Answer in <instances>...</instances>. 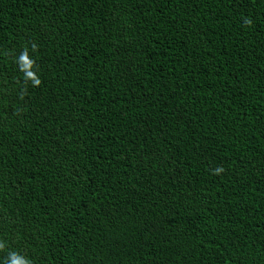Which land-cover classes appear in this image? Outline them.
<instances>
[{
	"label": "trees",
	"instance_id": "1",
	"mask_svg": "<svg viewBox=\"0 0 264 264\" xmlns=\"http://www.w3.org/2000/svg\"><path fill=\"white\" fill-rule=\"evenodd\" d=\"M0 264H264V0H0Z\"/></svg>",
	"mask_w": 264,
	"mask_h": 264
}]
</instances>
